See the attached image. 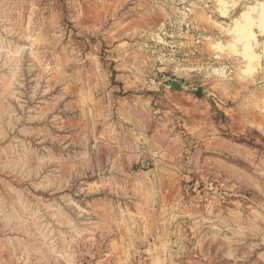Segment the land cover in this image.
Listing matches in <instances>:
<instances>
[{
  "label": "rangeland",
  "instance_id": "rangeland-1",
  "mask_svg": "<svg viewBox=\"0 0 264 264\" xmlns=\"http://www.w3.org/2000/svg\"><path fill=\"white\" fill-rule=\"evenodd\" d=\"M224 2L0 0L9 264H264V0L192 22Z\"/></svg>",
  "mask_w": 264,
  "mask_h": 264
},
{
  "label": "crops",
  "instance_id": "crops-1",
  "mask_svg": "<svg viewBox=\"0 0 264 264\" xmlns=\"http://www.w3.org/2000/svg\"><path fill=\"white\" fill-rule=\"evenodd\" d=\"M219 1H222V0H219ZM241 1L242 0H226V2H224L225 7L222 6V7L218 8L216 10L217 11L216 15H209L207 12H203V11L195 12V14H193V17H192V22L195 23L198 27L201 26L202 28L206 29L203 31H208L209 29H213L211 27L219 26V24H218L219 19H221V20L229 19L234 24H235V22H240L241 14H243L248 8H251V7H247V9L244 8ZM212 5H215V4H212ZM224 10L226 11L225 15H223ZM258 24H261V22L259 21L257 23V25ZM257 25H255L254 28L256 30L262 32L264 29L260 30V28H258ZM212 48H215V47L212 46L211 49ZM223 73H225V71ZM225 80H227L226 77H225ZM230 80H232V79H229L228 81H230ZM151 83H152V81L145 82V84H147L149 86L151 85ZM170 84H171V82H170ZM181 85H182V83H181ZM178 92H180V91H178ZM204 93H205V90H204ZM201 126L202 125H196L195 126V129H196L198 135H204V132L202 131L203 128H201ZM190 129L192 130L191 126H190ZM207 129L208 130H207L206 134L208 136V139H210V137H214L215 136V127L213 125H211V127L208 126ZM200 243H206L207 244V243H209V241H204V242L198 241V243H197L198 253L195 252L194 253L195 256L192 257L193 260L191 262L189 261L188 263H192V264H227L226 260L220 261L217 258L211 259L212 256L210 255V252L207 251L206 248H203V246H200ZM160 244H163V242H159V245ZM136 245L137 244L135 243V247H136ZM141 247L144 250L145 255H147V257H149V258H145V259L150 261L151 263H155V262L160 263V264L161 263H167L169 260V257H172L173 262H175V264H184L183 256H180L177 254L170 256L169 253H167V252L165 253L164 251L159 250L162 247L158 248V245H150L148 243V241L145 242L144 244H142ZM185 248H187L186 245L184 246L183 251H185ZM134 260L136 261L135 258H134ZM0 264H9L8 263V257H6V256L1 257L0 256ZM16 264H19V263H16Z\"/></svg>",
  "mask_w": 264,
  "mask_h": 264
},
{
  "label": "water",
  "instance_id": "water-1",
  "mask_svg": "<svg viewBox=\"0 0 264 264\" xmlns=\"http://www.w3.org/2000/svg\"><path fill=\"white\" fill-rule=\"evenodd\" d=\"M170 87L176 91H183L184 90L183 86L178 81H171ZM191 93L194 96H196L197 98H201L203 96L204 90L203 89H197L195 91H192Z\"/></svg>",
  "mask_w": 264,
  "mask_h": 264
},
{
  "label": "built area",
  "instance_id": "built-area-1",
  "mask_svg": "<svg viewBox=\"0 0 264 264\" xmlns=\"http://www.w3.org/2000/svg\"><path fill=\"white\" fill-rule=\"evenodd\" d=\"M186 28L188 30V26L186 25ZM200 37L198 36L197 39H199ZM197 44L199 43V41L196 42Z\"/></svg>",
  "mask_w": 264,
  "mask_h": 264
},
{
  "label": "bare ground",
  "instance_id": "bare-ground-1",
  "mask_svg": "<svg viewBox=\"0 0 264 264\" xmlns=\"http://www.w3.org/2000/svg\"><path fill=\"white\" fill-rule=\"evenodd\" d=\"M242 17H243V18H245V17H246V15H244V14H243V16H242ZM242 17H241V18H242Z\"/></svg>",
  "mask_w": 264,
  "mask_h": 264
}]
</instances>
